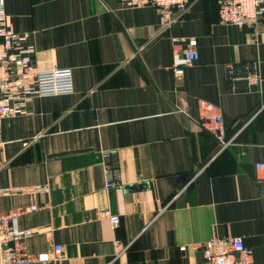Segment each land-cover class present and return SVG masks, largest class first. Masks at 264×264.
Here are the masks:
<instances>
[{"label": "crops", "instance_id": "obj_1", "mask_svg": "<svg viewBox=\"0 0 264 264\" xmlns=\"http://www.w3.org/2000/svg\"><path fill=\"white\" fill-rule=\"evenodd\" d=\"M189 1L164 30L153 4L5 0L31 64L74 73L73 93L35 96L0 127V210L40 205L19 220L28 252L66 251L33 264H205L197 245L214 236L241 237L264 264V19L229 25L220 0ZM191 38L198 59L178 77L173 51ZM251 63L261 86L231 91L226 67ZM200 99L233 145L202 128Z\"/></svg>", "mask_w": 264, "mask_h": 264}, {"label": "built area", "instance_id": "obj_2", "mask_svg": "<svg viewBox=\"0 0 264 264\" xmlns=\"http://www.w3.org/2000/svg\"><path fill=\"white\" fill-rule=\"evenodd\" d=\"M126 6L155 5L161 12L164 30L178 23L189 9V0H123ZM219 14L222 23L244 27L258 24L264 19V0H220ZM27 34H21L8 25L5 0H0V127L2 120L26 112L28 102L35 96L43 97L70 94L75 90L74 73L71 68L55 67L41 70L31 64L33 46L24 43ZM173 51V71L176 76L184 74L185 68L198 59L195 38L185 39ZM235 64L226 67V79L231 91L257 90L262 83L260 66L251 63L240 71ZM199 123L211 133L225 149L234 144V139L226 138L224 116L220 107L206 99H200ZM260 171L259 183L264 197V160L255 164ZM111 186V185H109ZM5 190L0 191V194ZM38 204L22 210H0V264H33L58 262L66 256L65 247L55 244L51 252L32 255L27 250V240L33 234L31 229L20 227V217L40 209ZM102 214L111 217L114 226L121 219L111 215L109 210ZM202 249L205 264H255L254 253L241 237H211L197 245Z\"/></svg>", "mask_w": 264, "mask_h": 264}, {"label": "water", "instance_id": "obj_3", "mask_svg": "<svg viewBox=\"0 0 264 264\" xmlns=\"http://www.w3.org/2000/svg\"><path fill=\"white\" fill-rule=\"evenodd\" d=\"M187 178H188V176H186ZM181 178H185L184 176L183 177H181Z\"/></svg>", "mask_w": 264, "mask_h": 264}]
</instances>
